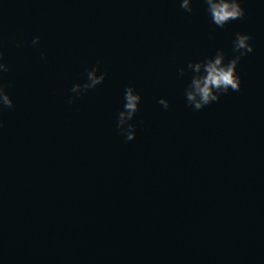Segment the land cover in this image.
Listing matches in <instances>:
<instances>
[{
	"label": "water",
	"instance_id": "1",
	"mask_svg": "<svg viewBox=\"0 0 264 264\" xmlns=\"http://www.w3.org/2000/svg\"><path fill=\"white\" fill-rule=\"evenodd\" d=\"M181 2L0 0V264H264V0L223 28ZM236 33L240 90L195 110L187 64L227 63Z\"/></svg>",
	"mask_w": 264,
	"mask_h": 264
},
{
	"label": "clouds",
	"instance_id": "2",
	"mask_svg": "<svg viewBox=\"0 0 264 264\" xmlns=\"http://www.w3.org/2000/svg\"><path fill=\"white\" fill-rule=\"evenodd\" d=\"M207 4V11L212 22L220 28H223L229 21L242 19L245 10L241 7L240 0H203ZM192 0H182L181 8L191 13ZM251 37L247 34L236 33L233 41V51L238 53L227 63L222 49H218L214 57L206 58L198 62H189L187 69L193 75L191 81L185 89V97L189 106L195 110H201L212 102H218L221 95L232 91H239L241 80L236 73L237 65L241 57L254 51L249 43ZM39 37H34L32 43L37 44ZM19 46V45H18ZM9 71V67L3 60V51L0 50V113L4 108H12L14 102L6 91V85L3 83V74ZM98 67H93L87 71V81L83 84L73 85L71 91L77 96L86 93L89 89L95 88L101 84L106 73L97 75ZM181 76L185 74V69H179ZM124 109L118 113L117 128L121 134H124L126 140L131 141L135 138V125L129 123L136 112L139 110L140 95L132 86L125 90ZM74 98L70 97L68 103H73ZM158 103L167 109L169 102L161 98ZM2 127V121H0Z\"/></svg>",
	"mask_w": 264,
	"mask_h": 264
}]
</instances>
